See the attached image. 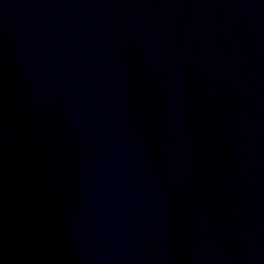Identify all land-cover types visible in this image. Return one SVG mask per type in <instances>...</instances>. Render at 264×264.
Masks as SVG:
<instances>
[{
    "label": "water",
    "instance_id": "95a60500",
    "mask_svg": "<svg viewBox=\"0 0 264 264\" xmlns=\"http://www.w3.org/2000/svg\"><path fill=\"white\" fill-rule=\"evenodd\" d=\"M0 264H264V0H0Z\"/></svg>",
    "mask_w": 264,
    "mask_h": 264
}]
</instances>
